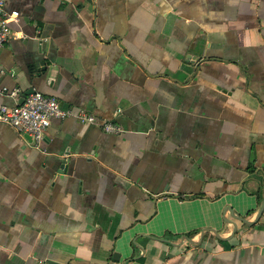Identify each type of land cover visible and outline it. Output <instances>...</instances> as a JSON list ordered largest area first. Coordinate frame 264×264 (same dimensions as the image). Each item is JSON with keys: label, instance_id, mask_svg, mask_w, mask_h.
Masks as SVG:
<instances>
[{"label": "crops", "instance_id": "1", "mask_svg": "<svg viewBox=\"0 0 264 264\" xmlns=\"http://www.w3.org/2000/svg\"><path fill=\"white\" fill-rule=\"evenodd\" d=\"M3 8L0 85L121 131L54 117L35 147L0 122V264H264V208L226 209L264 197V0Z\"/></svg>", "mask_w": 264, "mask_h": 264}, {"label": "built area", "instance_id": "2", "mask_svg": "<svg viewBox=\"0 0 264 264\" xmlns=\"http://www.w3.org/2000/svg\"><path fill=\"white\" fill-rule=\"evenodd\" d=\"M3 3L4 0H0V47L11 34L8 21L15 20L17 17L16 10L7 13ZM0 94H7L15 100L10 106L0 104V122L12 127L22 137L28 134L31 138L29 142L35 147H38V143L43 138V132L49 125L50 119L54 117L72 116L79 121L96 124L107 132L121 131L120 126L112 120H96L93 114L83 108L72 110L69 107H62L57 98L37 90L25 94L21 102L17 101L20 95L18 88L9 89L0 85Z\"/></svg>", "mask_w": 264, "mask_h": 264}, {"label": "water", "instance_id": "3", "mask_svg": "<svg viewBox=\"0 0 264 264\" xmlns=\"http://www.w3.org/2000/svg\"><path fill=\"white\" fill-rule=\"evenodd\" d=\"M31 91H33V89H32L31 87H29V88H27L26 90H24L23 92H21L20 95H19V98H18V102H21L22 99H23V96H24L25 94L31 92ZM24 138H26L27 140H30V139H31L30 136H29L28 134H24ZM263 208H264V197H263V198L260 200V202H259V206H258V208H257V211H256V214H255V217H254L252 220H247V219L244 218L242 215L233 213L230 207H226V209H227V213H228V215H229L231 218H234V219H236V220H239L240 222H242L243 224H246V225H250V224H252V223L258 218V216L260 215V213H261V211H262ZM226 209H224V210H226ZM222 218H223V220H225L226 222H230L231 225H232V229H231V231H230V233H229L228 236H226V237H220V236L217 234V231H216L215 229L209 227V228H205L204 230H201V231L199 232V238H198V239L201 240V237L203 236L204 231H211V232L214 234V236H215L216 238L220 239V240L228 239V238H230L231 236H233V235L235 234V232H236V224H235V222H234L233 220H231V218H226V217H222ZM184 237H185V236L182 235V236H180V239H182V238H184ZM185 239H186L190 244H197V243H198L197 241L195 242V241L191 240L189 237H185ZM199 240H198V241H199ZM112 257H114V258H118V254H117V252L113 251V252H112ZM41 264H63V263L58 262V261L53 260V259H50V258H44V259L42 260Z\"/></svg>", "mask_w": 264, "mask_h": 264}]
</instances>
